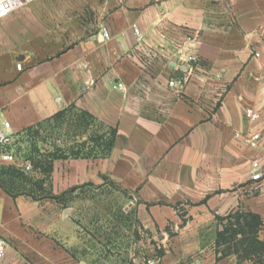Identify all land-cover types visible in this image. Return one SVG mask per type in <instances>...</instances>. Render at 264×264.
I'll use <instances>...</instances> for the list:
<instances>
[{
  "label": "crops",
  "instance_id": "crops-1",
  "mask_svg": "<svg viewBox=\"0 0 264 264\" xmlns=\"http://www.w3.org/2000/svg\"><path fill=\"white\" fill-rule=\"evenodd\" d=\"M72 106L117 135L107 157L56 163L58 191L116 183L167 240L164 264H249L218 260L216 217L241 210L264 227V0L24 3L0 22V121L18 137ZM0 236V264H58L52 204L0 188Z\"/></svg>",
  "mask_w": 264,
  "mask_h": 264
},
{
  "label": "rangeland",
  "instance_id": "rangeland-1",
  "mask_svg": "<svg viewBox=\"0 0 264 264\" xmlns=\"http://www.w3.org/2000/svg\"><path fill=\"white\" fill-rule=\"evenodd\" d=\"M92 138L107 141L108 126L68 109L56 121L17 138L21 157L31 158L34 167L26 173L20 171L23 175L13 179L1 180L13 193L58 208V264H164L167 240L151 239L137 224L134 198L120 186L105 181L100 186L60 192L58 171L47 175L37 168L51 155L61 157L54 162L55 167L76 150L88 153L94 146ZM23 159L17 156V166L23 168ZM8 165L0 159V170Z\"/></svg>",
  "mask_w": 264,
  "mask_h": 264
},
{
  "label": "trees",
  "instance_id": "trees-1",
  "mask_svg": "<svg viewBox=\"0 0 264 264\" xmlns=\"http://www.w3.org/2000/svg\"><path fill=\"white\" fill-rule=\"evenodd\" d=\"M72 108L76 109L74 106H72L65 110H62L57 114H55L53 117L38 124L37 126L29 128L26 132H30L34 129H40L43 124L51 121H56L68 109H72ZM78 111L83 115H85L86 117H89L92 121L99 122L91 114L85 111H80V110ZM108 128H109V138L107 139V141L105 142L103 141L101 143L97 138L95 139L92 138V144H94V146L88 153L81 154V151L79 152V150H76L75 152H73V155L70 158L96 159V158L109 156L114 147V142L117 135V129L112 127H108ZM24 134H22L21 136H23ZM17 146L18 144L16 143L15 144L16 154L17 156H19V159H23V157H21L20 155L19 149L16 148ZM48 159L50 160L41 161V166L39 164L37 168H40L42 173L50 175L54 170V162L57 159L58 160L61 159V157L58 156V158H56L54 155H51L48 157ZM23 160L25 163H30L33 169L34 166L31 158L25 157V159ZM15 163L10 164L8 165L9 167H4L0 170V188L6 191V193H8L13 198L19 197L21 195L17 193H13L9 188L6 187V185H4L5 183L1 179L5 177L13 179L14 176L23 175L22 173H20V171L26 173L24 171V167L21 168L17 166V163L16 164ZM84 186H93V184H86L83 186L74 187L71 188L66 193L75 192L78 189L83 188ZM123 191L128 193L126 190ZM135 219H136V215H135ZM216 219L218 223V231H217V238L215 241V247H216V254L218 256V260L224 259L226 257L234 256L238 261V263L248 262L249 264H264V240H262L259 235L260 230L263 226V222L259 215L238 210L231 212L230 214L223 217L217 216ZM136 222L140 226V223L137 221V219Z\"/></svg>",
  "mask_w": 264,
  "mask_h": 264
},
{
  "label": "built area",
  "instance_id": "built-area-1",
  "mask_svg": "<svg viewBox=\"0 0 264 264\" xmlns=\"http://www.w3.org/2000/svg\"><path fill=\"white\" fill-rule=\"evenodd\" d=\"M41 0H0V22L8 18L14 10H16L19 6H22L24 3H32ZM102 36L104 39H110V34L105 27L101 28ZM135 34L139 36V41H142L140 37V32L137 28H135ZM180 54H183V50H179ZM256 57H259V54H255ZM184 61L187 64H194L197 62V57L194 55H185ZM18 69L21 70V66H18ZM181 82L179 80H171L169 82L170 87H176ZM118 88L124 90V84H118ZM245 116L250 121H258L260 119V114L253 109H247L245 111ZM18 137H16L10 126V123L7 121H0V159L4 163L13 164L16 162L17 156L15 151V144ZM260 140V134L254 133L251 138L248 139V142L252 147H256L258 141ZM24 171L29 172L32 169V165L30 163L24 164ZM262 173L259 170V164H253V172L252 179L257 181L262 178ZM260 238L264 240V227L260 230ZM7 242L0 236V261H2L6 256L7 251Z\"/></svg>",
  "mask_w": 264,
  "mask_h": 264
}]
</instances>
